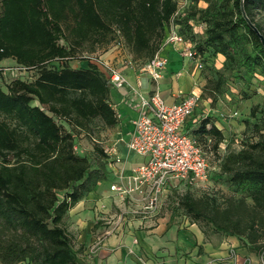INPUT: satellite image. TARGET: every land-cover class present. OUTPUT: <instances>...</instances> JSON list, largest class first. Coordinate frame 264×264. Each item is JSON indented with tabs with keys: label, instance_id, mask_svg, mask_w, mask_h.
<instances>
[{
	"label": "trees",
	"instance_id": "trees-1",
	"mask_svg": "<svg viewBox=\"0 0 264 264\" xmlns=\"http://www.w3.org/2000/svg\"><path fill=\"white\" fill-rule=\"evenodd\" d=\"M179 1L0 0V64L13 60L37 71L32 82L15 79L6 91L0 88V218L31 242L22 249H0L6 263L79 264L63 222L106 179L102 162L110 158L98 146L93 157L80 155L76 132L96 120L114 128L119 117L110 103L112 87L97 66L72 68L69 61L81 51L95 52L121 39L134 60L150 62ZM192 1L190 13L177 23L188 30L184 38L195 44L203 68L223 56L224 71L236 74L245 86L258 75L264 78V0ZM201 2L206 9H199ZM192 21L205 26L200 41L191 36ZM226 84L220 74L216 90ZM192 127L188 135L193 140L203 147L215 139L218 151L225 138L210 117L191 133ZM263 129L256 124L254 130L260 135ZM263 154L260 135L247 150L229 156L224 167L231 183L254 203L252 215L211 216L190 195L178 201L187 217L227 237L245 238L248 250L259 254H264Z\"/></svg>",
	"mask_w": 264,
	"mask_h": 264
},
{
	"label": "rangeland",
	"instance_id": "rangeland-1",
	"mask_svg": "<svg viewBox=\"0 0 264 264\" xmlns=\"http://www.w3.org/2000/svg\"><path fill=\"white\" fill-rule=\"evenodd\" d=\"M193 5L194 3L192 0H180L179 7H185V12L180 15L179 19L186 17L190 13ZM206 6L207 4L205 2H201L198 5L199 9H203ZM191 26L193 28L191 36L194 37L193 39L195 42L200 41L203 37L205 26L194 23L193 21L191 22ZM179 31L183 37L189 34L188 30L186 28H181V26ZM191 36L190 39L192 38ZM187 47L188 43L185 42L184 45L177 46L176 50L182 51V48L187 49ZM110 50L120 52L122 56L126 57L132 55L128 47L119 39L114 44L99 48L95 50V52H90L87 49L79 52L75 59L69 61V65L72 68L87 66L91 60L94 61L99 57L104 59V54ZM176 55V53L167 55L168 63H171V66L173 62H176ZM221 59L222 58L218 56L214 61H209L208 65L202 70L198 68V63L192 60V64L187 70L182 69L176 73L178 78L183 76L187 78L185 85L186 87H190L187 94L192 93L191 89H193V92L199 90L195 92V94L200 97L199 105L195 113L196 120L198 118L199 120L197 123L193 124L191 133L199 127L204 118L210 117L211 121L218 123L223 131L222 133H224L225 139L220 144L218 151L213 149L215 139H213L212 143L208 142L207 145L203 146L207 153L210 166L208 183L203 184L197 182L186 186H171L172 188L168 190V193L172 194L165 197L166 201L164 202L161 215H167L168 213H173V216L185 215L178 204V201L185 195H190L197 203L198 208L206 215L213 216L223 213L236 214V216L241 215L243 217H246L248 214L252 215L254 203L250 199H245L237 187L231 183L230 175L225 171L224 167L225 163L227 164L226 161L229 156H236L240 151L247 150L249 145L259 140L260 135H264V129L260 135L254 130L256 124L264 128V125L259 122H264V78L258 75L250 81L249 86H245V82L236 74L230 75L224 71V62H222ZM125 61L124 64H119V68L116 67V69L123 72V70H125L124 68H127ZM142 62L143 61L138 60L137 64L133 65L137 71H141ZM18 67L19 65L13 60H6L0 64V88L2 90L6 91L7 87L15 79L27 82H32L36 79V70L21 71ZM167 67L164 70L162 80H160L159 83L152 82L154 89H158L159 86L164 83L165 80L163 79L168 71ZM168 73L170 74V72ZM141 74L144 73L141 72ZM173 74H175V72ZM220 74L227 80V84L222 87L221 92H218L216 90V83L218 82ZM152 92L153 90L150 91V93ZM183 92L184 91H182V93ZM245 92L250 95L249 99L244 97ZM122 93L123 90L119 91L112 89L111 91V97L117 104H120L117 100L119 99L118 96H120L121 99V96L124 95ZM144 93V91L140 90V94L144 95ZM139 95L135 92L132 97L137 96L138 101H140L141 97H139ZM111 97L110 103L116 105L111 100ZM122 98L124 107L119 108L117 115L119 117L121 114L123 118H121V116L119 117L117 126L108 128L104 126L101 121L96 120L90 124L89 129L83 132H76V143L80 155L93 157L95 146H98L108 150L115 149L120 157L119 163L114 157L109 161L102 162L107 172L106 179L99 182L90 194L84 196L83 199L68 212L64 219L63 227L71 238L73 250L78 256L79 264L96 263L97 253L104 247L106 239L108 238V234L105 232L106 228H108V225L113 224V219L115 222H118V217L120 216H126L128 220L141 219L139 215L129 210L128 203L126 207H122L119 204L120 209L115 204H110V206L109 204L107 206L103 204V200L111 197L110 186L119 181V172H130V168H132L133 165L144 160L142 157L128 152L126 149L131 133V129L126 125L128 122H134V120L128 119L127 121L124 119H126L127 115L130 113L129 109L134 110L137 100H132L131 95L128 97L122 96ZM254 110L256 113L255 117H253ZM261 157H264V154L261 155ZM229 164L228 162V165ZM231 166H233V164ZM98 188L99 190L96 192ZM94 192L98 195H93ZM237 210L239 211L237 212ZM154 215L150 216L147 220H153L156 217ZM191 220L194 221L193 219ZM194 222H197L201 228L210 231V235L227 237L225 234L216 231L214 227L208 223L202 221ZM98 223H103V225L100 224L96 226ZM228 238H236L240 241L241 246H243L242 248L246 247L245 244H247V241L245 238ZM30 243L31 242L18 228L13 229L9 227L5 221L0 218V249H7L10 247L22 249L26 248V245ZM242 248L238 255L240 259H245L246 257L242 256ZM239 249L240 248H237L236 250ZM250 254H252V258L250 257L249 262L247 261L246 264H264V254L251 251ZM0 264H8L1 258V255ZM13 264L37 263L26 260Z\"/></svg>",
	"mask_w": 264,
	"mask_h": 264
},
{
	"label": "built area",
	"instance_id": "built-area-1",
	"mask_svg": "<svg viewBox=\"0 0 264 264\" xmlns=\"http://www.w3.org/2000/svg\"><path fill=\"white\" fill-rule=\"evenodd\" d=\"M184 9L185 7L178 6L173 20L165 27L166 35L160 51L141 67V72L148 75L153 83L162 80L168 65V59L162 51L168 46L176 49L177 46L188 43L187 49L182 48L180 53L189 62L192 63V60L197 62L200 70L203 69L195 44L184 39L179 31L177 19L184 14ZM89 63L97 66L112 89L120 91L128 87L127 78L110 61L99 57ZM134 64L137 63L132 58L125 61L126 67ZM18 68L27 71L24 67ZM139 97L141 99L137 102V118L133 122L134 130L127 143V149L142 157L144 162L133 168L128 175L120 171L119 181L111 185L110 192L120 206L126 207L128 203L129 206H133L132 211L139 215L141 220H147L154 214L157 216L162 204L161 199L172 188L171 186H186L197 182L207 184L210 166L204 148L185 130L188 121L192 120L195 124L199 120L194 118L199 105V95L179 93L181 100L174 104H168L157 89L146 95L140 94ZM75 151L78 152L77 146ZM104 152L110 159L114 157L118 163L120 162L115 149H104ZM126 221V216L118 217L121 225Z\"/></svg>",
	"mask_w": 264,
	"mask_h": 264
},
{
	"label": "crops",
	"instance_id": "crops-1",
	"mask_svg": "<svg viewBox=\"0 0 264 264\" xmlns=\"http://www.w3.org/2000/svg\"><path fill=\"white\" fill-rule=\"evenodd\" d=\"M180 52L172 46H168L162 51L165 57L171 55V53L177 54L175 58L176 62H173L172 66L170 65L171 63H168L167 66L169 68L167 67L168 71L167 73L165 72L166 76L163 79L165 81L157 89L168 104L180 102L179 93H182V91H184V95H189L187 91L190 87H186L185 85L187 78L184 76L178 78L176 73L182 69L187 70L192 63L186 60ZM130 58L134 61L133 55L126 57L122 56L120 52L111 50L104 54V59L113 63L117 68H119V64H124V61ZM219 58H222V62L225 61L223 56H219ZM134 62L137 63V61ZM86 67L83 66L82 68ZM124 69L122 73L128 79L129 85L123 90L122 94L124 95L122 96L128 97L131 95L132 100H137L136 102H138L137 96L132 97L135 92H140L141 90L146 95L150 91L156 90L152 86V81L148 75L141 74V71H137L133 66ZM174 72L175 74H173ZM191 91L195 93L199 90L193 92V89H191ZM122 96L121 99L118 96L119 99L117 101L120 104H117L111 97V100L116 104H111L116 112H118L120 107H124ZM136 107L137 103L134 110L129 109L130 113L124 120H136ZM120 116L123 118V115L120 114ZM191 125H193L192 120L187 122L186 132H189ZM215 125L222 131L218 123L215 122ZM126 126L131 129L130 132L132 133L134 130L133 122H128ZM143 162H138L130 169L132 170ZM123 167L125 168L124 165ZM130 172L125 173L128 175ZM96 190L98 192L99 188ZM96 192L93 195L97 196L98 194ZM171 194L167 193L162 197L161 208L153 220L127 219L121 225V223L115 222L113 219V224L108 225V228H106L105 232L108 234V238L106 239L104 247L98 251L95 264H246L247 261L249 262L252 254H250V251L246 247L242 248L243 246H241L240 241L236 238L210 235V231L201 228L197 222L192 221L186 215L173 216V213L161 215L164 202L166 201L165 197ZM110 195V198L103 200V204L106 206L108 204L109 206L110 204H115L120 209L117 200L111 193ZM128 208L132 210L133 206H129ZM100 224L103 225V223H98L96 226ZM237 248L240 249L236 250ZM241 248L243 250L242 256L248 257L247 259H240L238 253L241 251Z\"/></svg>",
	"mask_w": 264,
	"mask_h": 264
},
{
	"label": "water",
	"instance_id": "water-1",
	"mask_svg": "<svg viewBox=\"0 0 264 264\" xmlns=\"http://www.w3.org/2000/svg\"><path fill=\"white\" fill-rule=\"evenodd\" d=\"M254 29H255V27L254 26H252ZM256 30V29H255ZM261 37V40H262V43H263V45H264V38L262 37V36H260Z\"/></svg>",
	"mask_w": 264,
	"mask_h": 264
}]
</instances>
